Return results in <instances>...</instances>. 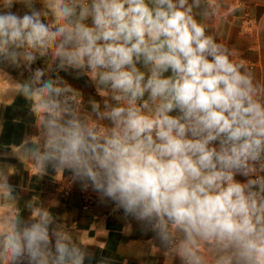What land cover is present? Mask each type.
I'll use <instances>...</instances> for the list:
<instances>
[{
	"label": "clouds",
	"instance_id": "1",
	"mask_svg": "<svg viewBox=\"0 0 264 264\" xmlns=\"http://www.w3.org/2000/svg\"><path fill=\"white\" fill-rule=\"evenodd\" d=\"M215 14L208 0H0L3 96L30 101L39 132L13 152L71 171L182 264H264V96L197 19ZM70 71L103 93L88 114ZM17 199L0 167V264L93 260L48 209L7 207Z\"/></svg>",
	"mask_w": 264,
	"mask_h": 264
},
{
	"label": "crops",
	"instance_id": "2",
	"mask_svg": "<svg viewBox=\"0 0 264 264\" xmlns=\"http://www.w3.org/2000/svg\"><path fill=\"white\" fill-rule=\"evenodd\" d=\"M216 8V14L197 19L219 43L232 52V59L242 63L252 73L260 95L264 96V0H208ZM39 7V5H37ZM20 5L13 10L20 9ZM38 60L33 69L45 67ZM13 82H22L28 73L5 68ZM60 76L75 90L78 102L88 114L89 99L101 100L90 79L76 77L75 71L61 72ZM11 85L0 79V167L9 172V183L14 186L18 199L8 208H18L21 218L36 216L40 208L48 209L58 223L64 224L82 247L94 254L85 264H182L178 256H172L160 248L153 233L142 232L139 224L131 218L125 219L122 210H115L110 201L101 202L91 188L82 190L81 184L72 179V173L57 172L51 165L41 173L30 161H22L13 151H18L26 138L39 135L35 116L30 112V101L23 95L7 93ZM19 87V85H15ZM237 179L243 180L242 177ZM4 205L0 204V211ZM201 251L211 260L206 248Z\"/></svg>",
	"mask_w": 264,
	"mask_h": 264
}]
</instances>
